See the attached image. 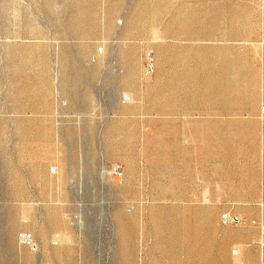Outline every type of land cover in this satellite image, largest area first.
Here are the masks:
<instances>
[{
    "label": "rangeland",
    "instance_id": "374dc122",
    "mask_svg": "<svg viewBox=\"0 0 264 264\" xmlns=\"http://www.w3.org/2000/svg\"><path fill=\"white\" fill-rule=\"evenodd\" d=\"M263 107L264 0H0V264H264Z\"/></svg>",
    "mask_w": 264,
    "mask_h": 264
},
{
    "label": "built area",
    "instance_id": "2783aa9c",
    "mask_svg": "<svg viewBox=\"0 0 264 264\" xmlns=\"http://www.w3.org/2000/svg\"><path fill=\"white\" fill-rule=\"evenodd\" d=\"M264 113V107H263ZM242 218L239 215L232 213L231 211H226L222 214V222L224 224H233L241 222ZM260 233H261V246L264 248V222L260 224Z\"/></svg>",
    "mask_w": 264,
    "mask_h": 264
},
{
    "label": "bare ground",
    "instance_id": "6f19581e",
    "mask_svg": "<svg viewBox=\"0 0 264 264\" xmlns=\"http://www.w3.org/2000/svg\"><path fill=\"white\" fill-rule=\"evenodd\" d=\"M150 67L152 68L153 67V65L152 64H149V66H148V71H150Z\"/></svg>",
    "mask_w": 264,
    "mask_h": 264
}]
</instances>
